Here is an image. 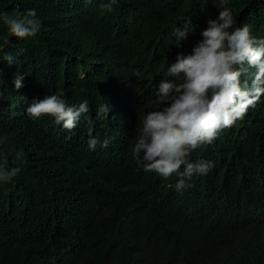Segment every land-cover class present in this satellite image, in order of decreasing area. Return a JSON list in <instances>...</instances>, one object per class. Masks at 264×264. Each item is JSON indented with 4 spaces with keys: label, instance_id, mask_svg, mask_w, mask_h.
Here are the masks:
<instances>
[{
    "label": "clouds",
    "instance_id": "clouds-1",
    "mask_svg": "<svg viewBox=\"0 0 264 264\" xmlns=\"http://www.w3.org/2000/svg\"><path fill=\"white\" fill-rule=\"evenodd\" d=\"M112 6L119 14H106ZM0 17L12 36L37 44L34 9ZM0 52V181L34 184L60 136L79 155L47 169L60 173L68 208L82 198L81 172L97 169L89 153L105 151L111 170L128 149L142 156L144 188L161 185L162 204L184 219H229L246 205L197 195L217 172L215 154L264 197V163L248 161L264 147V0H89L57 53L69 58L62 86L43 59Z\"/></svg>",
    "mask_w": 264,
    "mask_h": 264
},
{
    "label": "trees",
    "instance_id": "trees-1",
    "mask_svg": "<svg viewBox=\"0 0 264 264\" xmlns=\"http://www.w3.org/2000/svg\"><path fill=\"white\" fill-rule=\"evenodd\" d=\"M88 2L0 0V13L34 9L41 21L35 44L34 37L12 36L0 17V49L21 51L34 63L43 59L62 86L63 80L70 79L69 58L57 53L67 24L83 15ZM109 2L102 0V5ZM105 10L108 15L119 14L113 6ZM0 64L7 68L4 61ZM78 71L79 67L72 68V73ZM99 121L90 124L96 127ZM87 122L82 124L85 132ZM30 130L34 137L40 133ZM57 141L62 147L44 163L34 184L0 181V264H264V197L243 186L234 163L215 154L217 172L196 192L201 198L219 194L229 202L246 203L229 219L196 221L176 215L162 204L168 193L161 185L151 183L149 191L144 188L141 181L146 175L137 163L142 156L129 149L125 162L116 159L111 170L105 151L89 153L87 158L97 169L91 174L81 172L82 198L71 201L68 208L60 195V173L47 169L59 159L76 162L79 155L75 146L64 147V138L59 136ZM248 161L251 166L264 163V147ZM258 169L264 178V165Z\"/></svg>",
    "mask_w": 264,
    "mask_h": 264
}]
</instances>
